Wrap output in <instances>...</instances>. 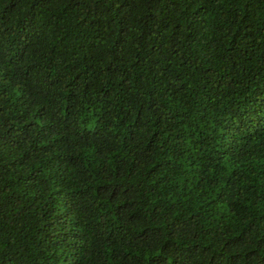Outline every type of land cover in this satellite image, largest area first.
Wrapping results in <instances>:
<instances>
[{
  "label": "trees",
  "instance_id": "obj_1",
  "mask_svg": "<svg viewBox=\"0 0 264 264\" xmlns=\"http://www.w3.org/2000/svg\"><path fill=\"white\" fill-rule=\"evenodd\" d=\"M0 264H264V0H0Z\"/></svg>",
  "mask_w": 264,
  "mask_h": 264
}]
</instances>
